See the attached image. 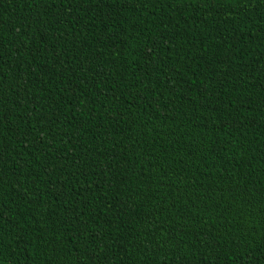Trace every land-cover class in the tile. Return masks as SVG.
I'll return each instance as SVG.
<instances>
[{
    "label": "trees",
    "instance_id": "16d2710c",
    "mask_svg": "<svg viewBox=\"0 0 264 264\" xmlns=\"http://www.w3.org/2000/svg\"><path fill=\"white\" fill-rule=\"evenodd\" d=\"M0 264H264V0H0Z\"/></svg>",
    "mask_w": 264,
    "mask_h": 264
}]
</instances>
